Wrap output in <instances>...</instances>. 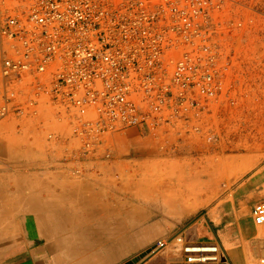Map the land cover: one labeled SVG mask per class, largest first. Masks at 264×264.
<instances>
[{
  "label": "rangeland",
  "instance_id": "obj_1",
  "mask_svg": "<svg viewBox=\"0 0 264 264\" xmlns=\"http://www.w3.org/2000/svg\"><path fill=\"white\" fill-rule=\"evenodd\" d=\"M223 15L226 92L190 121L118 132L93 157L50 108L0 121V238L14 233L12 219L45 209L50 224L98 249L88 254L98 262L127 246L115 263L125 264L159 240L215 224L213 240L223 232L239 240L231 264H246L254 191L264 201V0H230Z\"/></svg>",
  "mask_w": 264,
  "mask_h": 264
},
{
  "label": "built area",
  "instance_id": "obj_2",
  "mask_svg": "<svg viewBox=\"0 0 264 264\" xmlns=\"http://www.w3.org/2000/svg\"><path fill=\"white\" fill-rule=\"evenodd\" d=\"M227 2L0 0V121L50 108L93 157L118 132L198 117L226 92L230 62L218 40ZM252 217L264 225V201ZM168 247L167 264H231L218 241L184 233L149 256Z\"/></svg>",
  "mask_w": 264,
  "mask_h": 264
},
{
  "label": "crops",
  "instance_id": "obj_3",
  "mask_svg": "<svg viewBox=\"0 0 264 264\" xmlns=\"http://www.w3.org/2000/svg\"><path fill=\"white\" fill-rule=\"evenodd\" d=\"M260 200L261 196L254 191V206ZM55 219L45 209L42 212L39 209L37 211L33 209L22 218L12 219V221L15 220L14 233L4 239L0 238V264H115L122 261L127 255L125 254L127 246L122 244L112 247L107 251L106 260L98 262L88 254L99 252V250L93 246L88 248L75 230L57 228L49 223ZM210 226L212 228L207 227L204 223H199L195 230L190 231L191 235L197 236L196 238L202 241L218 240L219 231H215V224ZM249 235L252 243L247 253L246 264H264L262 263L264 259L259 262V257L264 255V227H258L254 222V229ZM222 236L220 244L226 251L238 253L239 250L236 249V246L239 240L226 232H223ZM154 256L139 264H167V260L173 258L171 252L165 251Z\"/></svg>",
  "mask_w": 264,
  "mask_h": 264
},
{
  "label": "water",
  "instance_id": "obj_4",
  "mask_svg": "<svg viewBox=\"0 0 264 264\" xmlns=\"http://www.w3.org/2000/svg\"><path fill=\"white\" fill-rule=\"evenodd\" d=\"M151 253V250L147 251L146 253H143L142 255H140L139 257L131 260V261H128L126 262L125 264H136V263H139L142 259H144L148 254Z\"/></svg>",
  "mask_w": 264,
  "mask_h": 264
},
{
  "label": "bare ground",
  "instance_id": "obj_5",
  "mask_svg": "<svg viewBox=\"0 0 264 264\" xmlns=\"http://www.w3.org/2000/svg\"><path fill=\"white\" fill-rule=\"evenodd\" d=\"M210 177V176H209ZM262 263H264V260H262Z\"/></svg>",
  "mask_w": 264,
  "mask_h": 264
}]
</instances>
